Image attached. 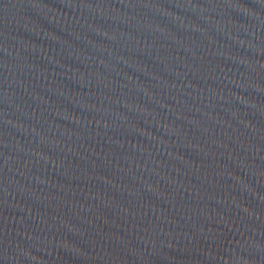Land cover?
<instances>
[{"label":"water","instance_id":"water-1","mask_svg":"<svg viewBox=\"0 0 264 264\" xmlns=\"http://www.w3.org/2000/svg\"><path fill=\"white\" fill-rule=\"evenodd\" d=\"M0 264H264V0H0Z\"/></svg>","mask_w":264,"mask_h":264}]
</instances>
